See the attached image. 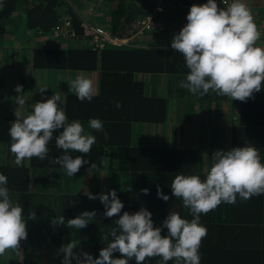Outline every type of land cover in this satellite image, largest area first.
Segmentation results:
<instances>
[{
  "label": "trees",
  "instance_id": "trees-1",
  "mask_svg": "<svg viewBox=\"0 0 264 264\" xmlns=\"http://www.w3.org/2000/svg\"><path fill=\"white\" fill-rule=\"evenodd\" d=\"M87 1L94 3L90 6L89 16H84L120 36L136 31L137 17L152 7L150 0H0V36L6 32L8 20L21 13L30 28L37 29L39 35H51L56 41L54 44H34V67L46 70L51 78L53 73H61V77L54 75L55 79L60 80L63 72L71 69L96 70L99 81L98 95L91 102L81 103L71 92L64 96L63 108L69 121H81L86 133L92 131L97 139L90 154L85 157L90 163L84 165L74 177H69L60 165L49 162L63 155L62 150L56 147L55 140L48 146V159L40 161L32 158L23 167H17L10 150L9 136V128L16 117L14 114L0 113V147H7L6 154L0 156V174L8 179L10 199L24 210L28 232L27 239L23 241L25 257L21 260L19 252L13 251L16 261L0 258V264H44L26 258L31 255V248L35 255V245L43 241L47 244L54 241L57 247L70 241L83 243L88 253L94 258L98 257L100 249L111 241V237L109 240L103 237L116 227L115 219L118 217H104V206L99 199L90 200L87 196L90 193H106L115 189L125 205L121 214L123 211L135 213L142 207L147 208L153 214L155 226H160L169 212H177L190 221L192 216L189 210L183 208L182 201L172 195L171 183L177 175H199L203 180L213 164V152L205 148L207 142L203 135L200 110L204 104L223 111L226 104L230 106L227 113L231 128L226 136L229 137L226 151L251 144L259 149L261 162L264 163V118L258 121L264 113V88L254 93V99L250 98L247 102L232 101L211 90L204 96L193 95L179 87L189 69L184 57L171 45L107 43L100 50H93L89 42L85 43L88 40L83 38L80 25L83 12L79 8ZM93 10L102 11L94 16ZM63 14H69L72 18L77 33L75 36L53 34L52 28ZM171 17L169 14L168 18ZM168 33L164 29L163 37L166 38ZM150 74L156 75L154 86L160 82L162 90L158 91L156 87V91L150 93L145 78ZM15 76L13 71V82L23 85L24 90L26 78L18 80L19 83ZM32 84H37V80H32ZM15 86L12 85L13 90ZM181 99L186 102L183 118L187 120L180 122L179 127L177 124L171 125L170 130L174 135L169 139L166 132L169 131L170 110ZM117 102H122L119 109L115 106ZM91 118L104 122L109 139L105 140L103 133L88 128ZM133 121L162 123L161 136L146 144L133 143L130 139ZM216 123L211 119L208 127L219 133L214 128ZM70 154L73 157L80 155L76 152ZM102 158H107L106 167L101 164ZM91 163H95L96 167L91 168ZM40 172L45 177L39 178ZM85 172H91L92 177L89 178ZM157 185L169 196L168 201L157 197ZM50 187L53 193L46 196V190ZM130 187L131 191H128ZM144 188L149 189L148 195L141 193ZM92 210L97 215L84 229L54 228L51 224L52 217L63 215L67 221L83 211ZM32 211L35 212V220L28 219ZM201 224L207 228V236L199 249L201 264H264V195L254 196L248 201L238 198L234 205L222 203L207 215L202 214ZM162 235H167V229H163ZM115 255L118 257L119 253ZM159 259H147L144 264H157ZM61 260L62 256L59 259L54 254L46 264H61ZM130 264H135V261H130ZM168 264H173V261Z\"/></svg>",
  "mask_w": 264,
  "mask_h": 264
},
{
  "label": "clouds",
  "instance_id": "clouds-1",
  "mask_svg": "<svg viewBox=\"0 0 264 264\" xmlns=\"http://www.w3.org/2000/svg\"><path fill=\"white\" fill-rule=\"evenodd\" d=\"M186 19L187 24L171 41L172 49L184 57L189 69L179 87L199 96L211 90L232 101L254 99V93L264 88V48L256 46L261 33L250 8L243 0H232L227 7H219L217 0H207L204 4H193ZM68 86L69 92L81 103L91 102L98 95L94 81L84 74L77 75ZM46 89H38L42 97ZM14 91L19 94L15 97V104L23 108L27 101L23 85L17 84ZM63 103L59 95H52L31 104L32 111L28 115L15 110L16 119L11 123L9 136L17 167H23L24 161L32 158L48 159V146L53 140L63 155L49 162L60 165L69 177H74L90 163L85 157L96 144V136L92 131L86 133L81 121H69ZM115 106L121 108L122 102ZM88 128L103 133L105 140L109 139L102 120L89 119ZM72 152L80 155L73 157ZM212 159L213 164L203 180L199 175H177L171 183L172 195L189 210L190 221L177 212H169L162 224L155 226L153 214L147 208L121 214L125 205L115 189L87 195L90 200L99 199L105 209L104 217H118L116 227L103 237L104 240L111 237V241L100 249L96 258L86 251H75L78 247L75 241L63 244L56 253L62 256L61 264H130V261L144 264L147 259L156 257L160 258L157 264H168L169 261L173 264H201L199 249L207 236L201 215H207L222 203L234 205L238 198L248 201L264 195V163L258 148L247 144L227 151L216 150ZM107 163V158L101 159L105 167ZM95 167L96 164L91 163V168ZM7 185V177L0 174V256L9 250L19 252L21 241L28 237L24 210L20 204L12 202ZM141 193L148 195L149 189H141ZM157 197L169 200L159 185ZM96 215L95 210L83 211L67 221L60 215L52 217L51 224L54 228L65 226L81 230ZM28 219H36L34 211L29 213ZM163 229H167V235H162ZM116 253H119L118 257Z\"/></svg>",
  "mask_w": 264,
  "mask_h": 264
},
{
  "label": "crops",
  "instance_id": "crops-1",
  "mask_svg": "<svg viewBox=\"0 0 264 264\" xmlns=\"http://www.w3.org/2000/svg\"><path fill=\"white\" fill-rule=\"evenodd\" d=\"M243 2L249 6L254 16V21L258 27V30L261 33L260 39L257 41L256 46L264 48V0H243ZM20 14L21 13H17L15 16H13L12 19L8 20L7 30L2 36H0V59H2V54L4 53L7 54V49L12 45L13 40L15 41V45L18 47H22L24 45L23 39L26 41L32 40V43L36 42L35 44H39V43L54 44L56 42L52 38L51 35H48V34L39 35L38 30L35 28L34 29L30 28V26L27 23L26 17ZM20 28L23 29L22 30L23 35L26 34L23 38L19 37ZM174 35H175L174 32L170 31L164 41V44L171 45V41ZM155 36H157L156 32L154 33L147 32L144 35L139 36V38L137 37V39L140 41L141 44L158 45L160 44V41L158 37H155ZM85 43H88V41H86ZM33 47L34 45L29 46L30 49H33ZM32 52L33 51L31 50L30 54H25L23 56V59L20 62L19 60H17V63L19 64H16L15 62V63L9 64L8 66H4V67L0 66V113H9L10 115H13L16 110V111L23 112L25 115H28L30 114V111H32L30 105L38 101H41L42 99L51 98L52 95H59L61 99L64 100V96L67 93H69L68 83L71 80L75 79V77L80 74H84L88 76L89 78H91L94 81V84L97 87V90H99L98 89L99 87L98 72L96 70H82V69L72 70L71 69L68 72H63L64 74L62 76V80H60V78L59 79L54 78V75H57V77H61L62 75L61 73H58V74L53 73V76L51 78V74L46 72V70L33 66ZM15 69L17 70L15 71ZM13 71L16 75L15 76L16 81L23 80V77L26 78L25 83H24L25 87H24L23 95L27 101H26V105L23 108H18V105L15 104L14 102L15 97L19 94L16 93L12 89V85L14 84L15 86V84H17L13 82V77H12ZM145 78L148 81V89L150 93L155 92L156 86H154L152 79L153 78L156 79V75L150 74L148 76H145ZM34 79L37 80V84L35 85L32 84V80ZM41 87H47L43 97L40 95L38 91V89ZM177 103L179 104L177 105ZM182 104H183L182 110L176 109L178 106ZM185 105H186L185 99H181L180 102H175V104L173 105V108H172L173 110L172 109L170 110L169 120H168V125H170V128L172 127L171 125L173 124H177V126L179 127L180 122H184V121L186 122L187 118H183ZM202 107H206L207 109L204 108V110H202L203 109ZM202 107L200 110V107L197 106V109L200 110V113H202V116H203V118H201V121L204 124L203 135H204L205 141L207 142V144L205 145L206 146L205 148L206 149L209 148L213 153L216 150H220V149L226 151L227 138H229L226 136L227 134L229 135L230 128H231V122L229 121L230 118L228 117V113H227L228 110L230 109V106L226 104L224 106V111L217 107H215L214 109L209 108V105L206 106L205 104ZM231 112L234 114H237V112L233 110H231ZM224 114H225V117L222 118V115ZM261 118H264V113L261 117L258 118V121ZM211 119L214 121L215 120L219 121L214 126V128L218 129L219 133H216L212 131L211 129H209L208 125L211 122ZM223 121H226V124L224 126L223 133L221 134V130L223 128L220 125H221V122ZM156 126H159V127H157L156 129L154 128ZM161 128H163L162 123L150 122V121H145V122L144 121H133V123L130 126V139L133 143L138 144V145L146 144L158 137V134L160 133ZM167 129H168V126H167ZM214 144L216 145L217 148L218 147L219 148L215 150L211 149V146H213ZM6 149H7L6 146L0 147V156L1 154L2 156L4 155V153L6 154L5 152ZM27 161L28 160H25L23 164H26ZM85 173L87 174V176H89V178L92 177L90 175L91 172L89 173L85 172ZM38 177L39 178L45 177L44 173L40 172ZM51 193H53L52 187L47 189L45 194L46 196H48ZM50 200L52 201L53 199L51 198ZM80 244L83 245L84 251L88 252V248L83 243H80ZM59 249H60V245L59 247H57V245H54V241H50L48 244L43 241L39 243L38 246L35 245V250H36L35 255L33 253V248H31V255L27 256L26 258H28L31 262L40 261V263L46 264L50 262L51 255L56 254L55 251H58ZM20 251H21V260H22L25 257L24 248H21ZM7 256H8V259L15 260L16 254L11 250L10 252L7 253ZM57 257H59L60 259V256H57Z\"/></svg>",
  "mask_w": 264,
  "mask_h": 264
},
{
  "label": "built area",
  "instance_id": "built-area-1",
  "mask_svg": "<svg viewBox=\"0 0 264 264\" xmlns=\"http://www.w3.org/2000/svg\"><path fill=\"white\" fill-rule=\"evenodd\" d=\"M150 2L152 4L151 9L137 17L136 31L122 36L111 33L102 25L89 21L87 17L82 15L80 25L83 38L88 40L93 50H100L107 43L114 45H147L136 42L135 38L145 32H156L160 44H164L166 39L163 37L164 29L167 32L172 31L174 34H178L180 29L188 22L186 17L190 7L193 4L207 3V0H150ZM231 2L232 0H224L221 3V0H217L219 7H227ZM169 14L172 16L171 18L167 17ZM52 30L55 36L61 37H71L77 34L74 22L69 14H63L59 21L54 24Z\"/></svg>",
  "mask_w": 264,
  "mask_h": 264
},
{
  "label": "rangeland",
  "instance_id": "rangeland-1",
  "mask_svg": "<svg viewBox=\"0 0 264 264\" xmlns=\"http://www.w3.org/2000/svg\"><path fill=\"white\" fill-rule=\"evenodd\" d=\"M94 2H91V1H87V2H83L82 3V8H79V10L81 11V12H83L84 14H88V16H89V14H90V11H91V8H90V6L93 4ZM101 6H102V4H101ZM102 11V10H101ZM100 10L99 11H96V10H93V15L95 16V15H97V14H99L100 12H101ZM103 13V12H102ZM92 14H91V16H93ZM22 28H20L19 29V37H24L26 34H24L23 35V32H22ZM21 31V32H20ZM145 33H147V32H145ZM145 33H143V34H140V35H138L137 37L139 38V36H142V35H144ZM20 35H22V36H20ZM137 37L135 38V41L136 42H138V43H140V41L137 39ZM155 37H158V35L157 36H155ZM32 39V38H31ZM23 43H24V45L22 46V47H18V46H16L15 45V41L13 40L12 41V45L7 49V54H2V59H0V66L1 67H4V66H8L9 64H12V63H15L16 62V64H19V63H17V60H19V62L23 59V56L25 55V54H30V52H31V50L32 49H30L29 48V46L30 45H34L36 42H33L32 43V40H29V41H26V40H24L23 39ZM161 43V42H160ZM158 45H160V44H158ZM18 57H19V59H18ZM153 80V83H155L156 82V80L157 79H155V78H153L152 79ZM167 83V82H166ZM165 86H166V84H165ZM156 87H157V89H158V91H160L161 90V83L160 82H158L157 84H156ZM158 93H160V92H158ZM162 93H164V92H162ZM182 108H183V104L182 105H180V106H178L177 107V109H179V110H182ZM213 122V121H212ZM216 122H219L218 120H215L214 121V123H216ZM225 124H226V121H223V122H221V125L220 126H222V130H221V134L223 133V130H224V126H225ZM157 127H159V126H156V127H154V128H156L157 129ZM168 132H166V134H167V138H169V139H172V136L174 135V133L170 130V125H168ZM161 133H159L158 134V136L160 137L161 135H160ZM157 137V136H156ZM224 147V146H223ZM222 147V148H223ZM219 148V147H218ZM217 147H216V145L214 144L213 146H211V149H213V150H215V149H218ZM221 150V149H220ZM78 244V247H77V249L75 250V251H77V252H80L81 250H83L84 251V247H83V245L82 244H80V243H77ZM23 241H21V245H20V250H21V248H23ZM11 250H9L8 252H10ZM8 252H6L5 253V255L4 256H0V258H8V256H7V253ZM52 252H53V250H52ZM51 252V253H52ZM58 251H55V253H57ZM19 255H20V257H21V251H19Z\"/></svg>",
  "mask_w": 264,
  "mask_h": 264
}]
</instances>
